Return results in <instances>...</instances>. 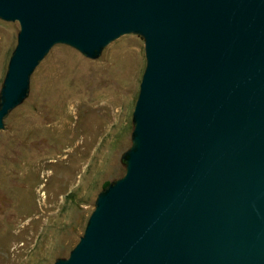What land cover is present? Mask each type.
<instances>
[{
	"label": "water",
	"instance_id": "water-1",
	"mask_svg": "<svg viewBox=\"0 0 264 264\" xmlns=\"http://www.w3.org/2000/svg\"><path fill=\"white\" fill-rule=\"evenodd\" d=\"M4 119L55 45L143 39L125 173L53 264H264V0H0Z\"/></svg>",
	"mask_w": 264,
	"mask_h": 264
},
{
	"label": "rangeland",
	"instance_id": "rangeland-1",
	"mask_svg": "<svg viewBox=\"0 0 264 264\" xmlns=\"http://www.w3.org/2000/svg\"><path fill=\"white\" fill-rule=\"evenodd\" d=\"M19 24L0 20V88ZM143 39L87 59L55 45L0 131V264H53L82 236L96 196L125 173Z\"/></svg>",
	"mask_w": 264,
	"mask_h": 264
},
{
	"label": "trees",
	"instance_id": "trees-1",
	"mask_svg": "<svg viewBox=\"0 0 264 264\" xmlns=\"http://www.w3.org/2000/svg\"><path fill=\"white\" fill-rule=\"evenodd\" d=\"M107 185H108V184H106V185L104 186V188L107 187Z\"/></svg>",
	"mask_w": 264,
	"mask_h": 264
}]
</instances>
